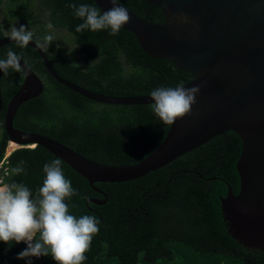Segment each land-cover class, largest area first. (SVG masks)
I'll return each mask as SVG.
<instances>
[{
	"label": "trees",
	"instance_id": "1",
	"mask_svg": "<svg viewBox=\"0 0 264 264\" xmlns=\"http://www.w3.org/2000/svg\"><path fill=\"white\" fill-rule=\"evenodd\" d=\"M119 3L146 20L163 21L161 10L147 0ZM70 4L96 6L92 0H0L9 22L39 20L37 11H44L49 23L73 35L78 60L67 61L58 47L45 54L58 75L85 88L112 95L146 94L191 79L187 70L170 59L148 56L124 28L114 36L109 30L76 32L83 21ZM9 49L44 80L42 91L16 108L14 127L50 136L107 164L135 162L164 136L168 125L154 115L151 103L88 99L50 76L32 46L20 48L7 42L0 46V59L6 58ZM7 76L15 79V85L6 84L5 79L0 82V159L6 141L1 111L23 78L11 68ZM239 145L238 134L228 129L139 177L94 181L105 193V201L99 203L91 198L103 199L102 192L63 162L64 175L77 192L66 201L70 214L77 218L94 215L100 221L83 264H264V251L245 247L229 235L220 210L219 197L224 195L226 183L233 193L237 191ZM55 158L39 144L15 147L1 165L7 171L1 181L23 184L35 198L45 176L43 166ZM18 166L24 171L13 173ZM13 243L0 242V264H27L25 259H17L26 244L20 242L12 250ZM43 257H32V264H42Z\"/></svg>",
	"mask_w": 264,
	"mask_h": 264
},
{
	"label": "water",
	"instance_id": "2",
	"mask_svg": "<svg viewBox=\"0 0 264 264\" xmlns=\"http://www.w3.org/2000/svg\"><path fill=\"white\" fill-rule=\"evenodd\" d=\"M92 1L101 11L113 6L109 0ZM147 1L161 10L163 21L146 20L119 3L130 16L123 28L135 36L148 56L168 58L189 72L191 79L176 86H199L190 114L168 126L159 143L139 160L126 164L98 162L57 139L12 125L18 105L38 95L44 86L26 63L28 75L22 74L20 85L4 106L2 129L6 142L11 140L18 146L39 144L61 158L91 187L102 192L103 199L91 198L99 203L105 201V193L93 185L94 181L139 177L231 129L240 138L235 160L238 187L233 193L226 183L225 193L219 197L222 218L236 242L264 251V0ZM8 36H0V46L12 41ZM29 45L50 76L88 99L111 104L153 102L150 93L104 94L65 79L57 74L34 39ZM20 63L24 67L25 62Z\"/></svg>",
	"mask_w": 264,
	"mask_h": 264
},
{
	"label": "clouds",
	"instance_id": "3",
	"mask_svg": "<svg viewBox=\"0 0 264 264\" xmlns=\"http://www.w3.org/2000/svg\"><path fill=\"white\" fill-rule=\"evenodd\" d=\"M109 2L113 6L107 11L88 4H70L74 15L83 21L75 31L109 30L110 35H117L130 21V16L126 8L119 6V0ZM47 28L51 30L53 25L49 23ZM8 37L20 48L28 47L29 42L33 41V33L26 30L24 25L18 29L11 27ZM53 40V35L45 36L40 47L48 48ZM21 60V55L9 49L6 59H0V72L7 75L11 68L27 76V62L22 67ZM199 91V86L158 87L150 92L153 102L149 107L164 125L171 126L176 120L190 114ZM62 163L61 158L57 157L44 164L45 176L35 198L23 184L0 181V242L9 245L24 242L26 248L18 253L17 259H25L27 264H32V257L49 255L56 264H83L87 259L85 253L90 250L93 237L100 230V221L94 215L77 218L70 214L66 201L77 192L65 177ZM23 171L20 166L12 169L15 174Z\"/></svg>",
	"mask_w": 264,
	"mask_h": 264
},
{
	"label": "rangeland",
	"instance_id": "4",
	"mask_svg": "<svg viewBox=\"0 0 264 264\" xmlns=\"http://www.w3.org/2000/svg\"><path fill=\"white\" fill-rule=\"evenodd\" d=\"M3 8H0V27L2 29L3 34H9L11 27H16L17 29L24 25L26 30H30L35 35V40L40 46L43 43L44 37L47 35H53L54 40L50 42L48 48H42L44 51H50L54 47H58L61 55L69 62H75L79 59L80 53L78 48L74 42L73 35L67 31L66 29L53 27V29H48L47 25L49 22L46 20L44 11H37L39 20H31V21H12L9 22L2 14ZM9 142V143H8ZM15 143V142H14ZM23 146H28L23 145ZM12 145H10V141L5 142L3 155H7L12 149H14ZM2 172V169H1ZM17 243H13L12 250L18 248ZM38 259V257H35ZM42 264H52L53 259L51 256H44L41 261Z\"/></svg>",
	"mask_w": 264,
	"mask_h": 264
},
{
	"label": "flooded vegetation",
	"instance_id": "5",
	"mask_svg": "<svg viewBox=\"0 0 264 264\" xmlns=\"http://www.w3.org/2000/svg\"><path fill=\"white\" fill-rule=\"evenodd\" d=\"M53 27H57V26H54L53 25ZM60 28V27H59ZM34 40H35V38H34ZM36 41V40H35ZM40 78H41V80L43 81V83H44V80H43V78L40 76ZM5 79V81H6V84H8V85H15V79L12 77V76H7V75H5L4 74V76L3 77H1V75H0V82L2 81V80H4ZM22 81V80H21ZM21 83V82H20ZM20 83L19 84H17L18 86L20 85ZM8 100V99H7ZM0 110H2L1 109V107H0ZM3 111H4V109H3ZM3 111H1L2 112V116H3ZM1 124H2V122H1ZM238 187V186H237Z\"/></svg>",
	"mask_w": 264,
	"mask_h": 264
},
{
	"label": "built area",
	"instance_id": "6",
	"mask_svg": "<svg viewBox=\"0 0 264 264\" xmlns=\"http://www.w3.org/2000/svg\"><path fill=\"white\" fill-rule=\"evenodd\" d=\"M5 157H6V155L4 154V155L1 157V159H0V169H2V173L0 174V181H1V178H2L3 174H6V173H7L6 168H5V167H1L2 162H5V161H6V160H5Z\"/></svg>",
	"mask_w": 264,
	"mask_h": 264
},
{
	"label": "bare ground",
	"instance_id": "7",
	"mask_svg": "<svg viewBox=\"0 0 264 264\" xmlns=\"http://www.w3.org/2000/svg\"><path fill=\"white\" fill-rule=\"evenodd\" d=\"M9 143V142H8ZM10 145H12L13 147H17L18 145L16 143H14L13 141L10 140ZM29 146H33V143H29Z\"/></svg>",
	"mask_w": 264,
	"mask_h": 264
}]
</instances>
